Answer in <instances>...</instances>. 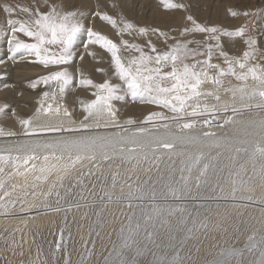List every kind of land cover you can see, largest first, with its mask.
Returning <instances> with one entry per match:
<instances>
[{
    "label": "rangeland",
    "instance_id": "374dc122",
    "mask_svg": "<svg viewBox=\"0 0 264 264\" xmlns=\"http://www.w3.org/2000/svg\"><path fill=\"white\" fill-rule=\"evenodd\" d=\"M20 1L17 0L21 6L27 7L29 2L32 7L37 5L42 11L53 4L57 5L58 10L62 0ZM80 1L74 0L73 6L75 2L76 5H82L90 1L95 8H99L98 0ZM100 1L109 12L115 6L110 4V0ZM152 1L153 5L148 7V10L155 8L172 16L173 10L165 9L163 0ZM170 2L185 5L186 8L178 10L184 11L187 16L191 15L197 23L204 26L211 25L213 20L220 18L222 31H234L238 29L236 24L250 21V27L254 28L251 33L244 35L255 40L259 29L264 27V0ZM232 12L237 15L233 16ZM97 13H100V16L96 15ZM103 14L105 12L95 9L89 15L101 18ZM0 15V25L3 22L0 27L4 29L1 32L4 34L8 29H5L8 26L4 22H7L8 18L3 10ZM112 18L123 22L117 14ZM153 29L149 28L147 33H155L156 35H153L156 41L161 42V35ZM172 31H178L177 27ZM145 38L148 41L149 36ZM200 38L207 37L200 33ZM230 38L236 40L239 37ZM0 40L3 46L0 50L2 55L1 51L5 54L7 50L5 35L3 38L1 36ZM141 42L146 44L145 40ZM52 48L58 51L56 46ZM254 54L257 55L258 51ZM242 55L243 53H238L237 57L229 55V59L240 58ZM256 55L253 60H260L259 54ZM260 57L264 61L263 53H260ZM217 58L223 61V57L214 55L211 62L220 63ZM168 69L171 70L170 66L164 70L169 71ZM237 71L239 72L238 66ZM256 84L251 76L244 82L231 75L223 77L222 87L206 83L204 89L212 91L218 88L221 97L220 111L214 117L208 116L213 121L211 126L198 122L196 129L186 132L187 130H182L180 126L190 118L173 121L158 117H153L149 124H141L140 127L145 130L141 133L142 140L139 141L142 142V149L152 148L148 143H152L155 149V143L163 139L174 143L172 150L182 149L176 153L172 150H154L148 153L150 155L138 154L117 158L108 156V159L96 156L95 160L84 158L75 164V168L63 172L62 176L55 174V171L42 173V161L39 159L31 160L25 166L22 161L28 153H0L6 158L4 162H0V168H3L0 172V182L4 184V187L0 188V264H264V160L254 154L257 143L264 142V106H258L261 102L259 96L251 99L245 97L242 101L239 92L234 99L230 91H225L245 85L248 91H251ZM78 86L76 83L75 89ZM47 90L40 95L44 104L46 98L54 101L58 98L56 96H59L56 93L59 91L57 87L51 86ZM44 92H48L49 96L45 97ZM138 99L140 98L126 97L123 111L131 104L143 102ZM209 102L216 103L212 98H209ZM245 104L248 107H245ZM225 106H228L227 111L223 110ZM233 107L239 109L237 113L240 115L235 114L244 124L236 125L231 130L226 129L229 132L220 138L216 135L203 136V132L216 134L215 129L219 128L218 116L232 112ZM47 109L44 107L40 115L35 117L38 122H34V127L59 125L63 119L69 118L61 113L60 116L55 115L56 112L49 114ZM165 110L167 113L161 111L165 116L171 118L175 115L170 110ZM22 114L24 119L32 116L26 110ZM18 115L17 108H7L3 112L0 117V142L25 143L33 147L37 145V151L44 155L41 160L45 156H61L58 152L65 151V144L62 142L68 141L66 139L71 135L81 140L79 137H86L100 130L75 128L71 125L74 120L72 115L77 119L80 117L71 113L69 122L65 124L74 127L71 129H76V132L26 133ZM135 118V121H140L142 116L137 114ZM116 119L121 120V114L117 115ZM91 122L97 123L94 120L87 123ZM107 122L111 123L104 119L98 121L104 125ZM248 126L251 127L249 131ZM108 127L110 130L116 128L114 124ZM163 131L164 135L161 134ZM182 132L188 135L190 133L196 140L187 141L185 135L182 138L176 137ZM65 134L69 136L66 137ZM154 134L156 135L151 136ZM58 135L65 137L62 140ZM57 137L58 143L51 144L50 147L48 140ZM39 144L41 147H38ZM132 144L136 145V142L127 145L134 147ZM238 148L241 149L239 153L236 151ZM17 156L20 157L19 161L15 160ZM37 156L35 154V157ZM60 156H57L59 160L62 157ZM74 158L75 156L71 161ZM197 158L199 164L194 162ZM205 163L210 166L206 177L202 178L203 182L197 187L195 177L199 175L198 169ZM33 165L34 170L24 171L26 167L32 169ZM237 172L243 177L244 183L237 185L239 190L233 196L230 174ZM182 177H190L187 187ZM10 181L13 182L8 187ZM44 183L47 184L43 186ZM171 188L176 189L175 193L170 191ZM5 193L8 195H4ZM13 217L21 218L8 221Z\"/></svg>",
    "mask_w": 264,
    "mask_h": 264
},
{
    "label": "snow or ice",
    "instance_id": "6c2138e0",
    "mask_svg": "<svg viewBox=\"0 0 264 264\" xmlns=\"http://www.w3.org/2000/svg\"><path fill=\"white\" fill-rule=\"evenodd\" d=\"M163 7L165 9H181L186 8L185 5L180 3H172L170 0H163ZM19 11L24 13L26 19H7L8 31L4 32L8 58L15 60L17 55L34 56L35 62H39L45 67L55 66L57 70L50 71L46 75H41L35 80L31 81V87L35 89L38 84L54 85L59 89V92L63 94L67 86L72 82L73 75L68 70L69 63L73 60L74 52L73 46L77 40L78 35L82 31L87 32L88 39L93 44L100 45L103 49H106L111 54L110 63L114 65V75L118 78V83H112L110 80L105 79L102 83H94L90 78H81L79 83L84 86H90L95 91L92 93L93 99L88 101H81V107L86 115L84 121L81 123V127L87 129L90 125L88 120L97 121L96 126L99 127V119L111 121L115 125L117 111L113 104V101H122L127 95L133 99L140 98L141 101H147L148 103L158 105L164 109L170 110L175 115L171 118L164 115L163 112H151L149 113L147 120H152L153 117H159L161 119H171L173 121L184 120L190 118L187 122L181 125L182 130H194L199 122L202 125L211 126L213 121L208 116L213 117L220 111L219 101L221 100L218 94L219 89L214 88L212 91L204 89L206 83H210L213 86H223V77L234 76L238 81L246 82L251 76L252 80L257 82L256 87L251 91H248L247 86H241L236 89H225L230 91L235 99L237 92L240 94V99L243 101L245 97L249 99L259 96L261 98L260 105L264 106V65L254 64L249 66L248 61L254 58V53L257 51V41L251 37L247 40V45L252 51H244L242 57L229 59V54L223 50L221 44V36L229 37H242L245 34V29L239 28L234 31H221L217 27L202 26L197 23L194 18L189 15L187 21L190 22L191 27L187 25L181 32L182 36L187 37L189 33H201L206 35V39L202 41L189 40H175L170 49L159 50L149 40L146 42L147 51L145 47L138 44H130L128 40H123L122 44L126 49H133L138 55L131 56L125 61L120 55L121 48L109 37L102 35L101 33L94 31L92 28H85L82 18L84 13L71 10L57 11V5L53 4L47 11H41L39 7H26L18 6ZM3 11L9 16H13L17 13V7L5 4L3 5ZM236 16V12L231 13ZM96 15L100 16V13ZM248 15V13H245ZM101 18L108 21L113 28H116L117 21L108 14H103ZM134 26L130 22H125L121 33L132 29ZM0 31H4L0 28ZM141 35L148 32L147 28L141 27L138 29ZM155 32H159L160 35H164L167 40L166 33L160 32L159 29H153ZM20 34L23 36L32 38L35 42L28 43L24 39L20 38ZM194 45V46H193ZM52 46H56L58 51H54ZM87 47V45L85 46ZM219 50V57H223V66L221 63H212V57L214 51ZM94 55V54H93ZM190 61V62H189ZM4 61L0 59V63ZM171 70L165 71L166 67ZM237 66L239 72L237 71ZM45 97L49 96L48 92H44ZM209 98L214 99L217 103H210ZM248 107L247 104L244 105ZM6 107V106H5ZM224 111H227V106L224 107ZM4 108H0V112H3ZM39 111V110H38ZM48 113L53 112L52 106L49 105L47 109ZM239 109L233 107L232 112L235 114ZM57 115L60 113V108L55 109ZM63 115L70 117L71 113L64 109ZM20 123L24 126L26 133L36 131L47 132H63V131H75L76 129H65L63 124L60 125H47V126H33V119H23ZM75 124V121H72ZM129 124L133 121L129 120ZM234 123V120L230 117L225 121V125ZM105 127L108 123H105ZM118 126V125H115ZM167 127V125H165ZM139 132H144L143 128L138 129ZM14 135V133H9ZM203 136L210 137L215 136V133L203 132ZM100 141L101 147H104L109 141L104 138H89L87 140L79 141H64L62 143L65 146H72L83 153L82 155H76L72 160V166L81 161L84 158L95 160V148L97 142ZM219 138H217V143ZM135 143V141H133ZM26 147V146H25ZM175 145L168 140H158L155 143L154 150H172ZM132 152L134 149L121 148V152ZM239 153L241 149H236ZM246 151V149H245ZM264 160V142H258L255 146V153ZM35 154H29L23 159V164L28 165L29 161L36 159ZM62 158V157H61ZM107 153L104 154V159H108ZM44 159L47 161L48 157ZM6 160L5 156L0 154V162ZM15 160L19 161L20 157H15ZM199 164V158L194 161ZM209 164H203L202 168L198 169L199 175L195 177L197 187L203 182L202 178L206 177L209 169ZM19 167V165H17ZM27 167L25 172L34 170ZM191 172V168L188 169ZM3 168H0V172ZM46 169H41V172H45ZM264 171V169H262ZM232 193L235 196L236 191L239 189L237 185L243 184L244 180L240 173H231ZM41 177H37L40 179ZM46 178V177H45ZM185 180V187L188 186V180L190 177H182ZM3 182H0V188H3ZM170 191L175 193L176 189L171 188ZM4 195H8L5 193ZM251 239V237L249 238Z\"/></svg>",
    "mask_w": 264,
    "mask_h": 264
},
{
    "label": "bare ground",
    "instance_id": "6f19581e",
    "mask_svg": "<svg viewBox=\"0 0 264 264\" xmlns=\"http://www.w3.org/2000/svg\"><path fill=\"white\" fill-rule=\"evenodd\" d=\"M73 1L74 0H68V1L62 0L60 2V7L57 11L71 10V11H77L78 13H80V12L84 13L85 15L82 18V22H83L85 28L90 27L94 31H97V32L101 33L102 35L109 37L114 42H116L119 45V47L121 48L120 55L122 56V58L125 61H127L133 55H138V53H136L133 49H130L128 51L125 48V46L122 47L123 46V44H122L123 40H128L129 43H131V44L134 43V44H138L142 47H145V50L147 51L148 49H147L146 44L142 43L141 40H145L147 42V39L145 38V36H149L148 41L150 40L157 47V49L163 51V50L170 49V47L172 46V44L174 42L173 38H175V40H184L185 38H187L189 40L194 39L197 41H202L205 39V38H200V33H189L187 35V37L182 36L181 32L183 31V28L186 25L188 27H191L190 22H188L186 19L187 15L184 14L185 12L178 10V9H172L173 12H172V16H171L165 12L157 11V9H155V8L154 9L152 8V11H150L147 8L152 7V5H153L152 0H110L109 1L110 4L115 5L114 7L111 8L112 9L111 12L107 11L104 4L100 0H98L99 8H95L92 5L93 3H90V1H88V3L82 4V5H80V3H78L76 5V2H75V5L73 6ZM78 1L81 2L80 0H78ZM5 4L11 5L13 7H17V13L13 16H9L7 13L4 12V15L6 18H8V19L9 18H12V19H26L27 18L24 13L19 11L18 6H21L22 4L21 5L18 4L17 0H0V11L3 10V5H5ZM148 4H150V5H148ZM26 5H27V7H32L29 2ZM35 7H37V5H35ZM49 9H50V7H46L42 11H47ZM95 9H98V10L100 9V11L105 12L106 14H108L111 17L114 16V14H117V16L121 17V20L123 22H117L116 28H113L112 25L108 21H105L100 17H90L92 10H95ZM1 15H0V18L2 17ZM152 18H153V21H152ZM125 22L132 23L134 27L130 30H127V31L121 33L120 30H121V28H123ZM212 22L213 23L211 25H208L209 27H217V28L221 29V31L223 30V25L220 22V18H218V20L215 19ZM249 22L250 21H248L244 24L238 23V24H236V27H238V29L243 27L245 29V34L251 33V31L254 27H250ZM4 23H6V22H4ZM1 25L3 26V22L1 23ZM202 26H204V25L202 24ZM141 27L147 28L148 30H149V28L151 30L153 28L159 29L160 32L166 33L167 40H166L164 35H161V37L159 38L161 40V42H157L156 37L154 36V35H156L155 33H146V34H144V36H139L140 33H139L138 29ZM175 27H177V29H178V31H176V32L172 31ZM6 28H8V27H5V29ZM7 30H9V29H6L5 31H7ZM1 33H2V35H1ZM198 34H199V36H198ZM1 36L3 38L4 34H3V32L0 31V37ZM83 36H84V39H83ZM20 38L24 39L28 43L35 42L32 38L25 37V36H23V34H20ZM248 38L249 37H246L245 35H243L242 37H239L238 39L233 40L230 37L222 35L220 42L222 44L224 51H226L230 56L234 55L237 57L238 53H243L247 49H251L246 43ZM256 41H257V44L255 47L258 51L260 60L250 59L248 61L249 66H252L254 64L264 65V61H262L261 60L262 58L260 57V53L264 54V27L259 29V33H258V37H257ZM1 42H2V40H0V50L2 49L1 48V46H2ZM86 45H87V47H85ZM6 51L4 52L5 54H6ZM251 51H252V49H251ZM73 52H74L73 60L67 66L69 72L73 75L72 82H70V84L67 86V88L65 89V92L63 94H61L59 91L56 92L59 95V96H56V97H58L56 100L53 101V100H48L49 98H46L45 99L46 104H44L43 101L40 100L41 93L44 90H47V88L50 89V87L51 86L53 87L54 85H45V84L41 83V84H38L35 89H33L31 87L30 82L35 80L36 78H38L41 75H46L50 71L57 70L55 68V66L45 67L44 65L40 64L39 62H35L36 58L34 56H27V55H24V56L17 55V58L15 60H11V59L9 60V58L5 54H3V52L1 51L2 55H0V59H2L4 62L0 63V108H4V111H6L7 108H11V107L17 108V114H19L18 117L21 120L24 119V116L22 113H24V111L26 110L29 113H31V115H32L31 118L34 117L33 124H34V122H35V124H37L36 122H38V119L35 117L40 115L41 109L44 110V107L48 108L49 105H51L53 112H55V109L57 107H59L61 114H63L64 109H67V111L69 113L79 115L80 119H77L74 115H72V117L74 119L73 121H75V124H71V125L74 126L75 128L81 127V123L83 122L84 116L86 115V113L84 112L83 108L81 107L80 102L93 99L94 97H93L92 93L95 90L92 89L90 86H84V85H81L80 83H78L80 81V79L81 78H90L93 80L94 83H102L105 79L110 80L112 83H118L119 81H118V78L115 77V75H114V65H112L110 63L111 54L108 53L106 49H103L100 45L91 43L88 39L86 31H82L78 35L77 40L73 46ZM218 53H219V50L214 51L213 56L214 55L219 56ZM255 55L256 54H254V56ZM256 58H258V57H256ZM217 60L220 61V63H222V65H223V61H221V58H217ZM165 71H167V70H165ZM76 83L79 84V86L75 89ZM205 90H208V89H205ZM128 96H130V94ZM128 96H126V97H128ZM138 100L141 101V99H138ZM113 104H114L115 109L117 111V115L121 114V120L118 121L116 119L117 121H115V125H118V126L114 125L116 128L110 130L108 126L110 124H114L113 122H111V123L107 122L108 123L107 127H105L104 124H99L100 126L97 127L96 126L97 123L91 122V123H88L90 125L89 130L90 129H100V130H98V132H93V133H98V134L92 133V134L87 135L86 137H82V138L79 137V138L81 140H87L89 138H98L99 137V138H104V140H106V141H109V143H107L104 147H101L100 141L97 142V146L95 148V157L96 156H104L105 153H107L108 156H112L115 158L126 157L129 155H138V154L150 155L148 153H150L151 151H154L152 143H148V144H151L152 148L147 149V147H146V148L142 149L143 147L140 146V144L142 142H139L141 139V132H139L138 129L142 128V127H140L141 124H146V123L149 124L150 123L149 120L146 119L148 117L149 113L161 112V111H164L165 113H167V111L164 108H162L158 105L148 103L147 101L140 102L139 104H131L127 108V110L123 111L124 107L126 106V98L122 101H113ZM3 112H0V117L2 116ZM61 114H59V116ZM137 114H141V116H142L140 121H135V120H137L135 118V116H137ZM55 115H57V114H55ZM170 115H171V113H170ZM238 115H240V114H238ZM256 115H257V113H256ZM218 117H219V119L217 118V122L219 124V128L215 129V131H216L215 135H216V137H219V138L223 134H225V133L227 134L229 132L226 129L231 130L234 127H236V125L244 124L242 122L241 118H239L233 112H228L227 114H223V115L218 116ZM230 117L234 120V123H229V124L225 125V121L228 120ZM70 118H71V116L67 120L63 119L59 123L63 124V127L65 129L66 128L67 129L68 128H74V127H68L70 125L65 124V123L69 122ZM129 120L133 121V123L129 124L128 123ZM150 121H152V120H150ZM172 123H174V122H172ZM253 124H254V121H253ZM8 127L9 126H7V129H8ZM130 127H133V128H130ZM176 128H179V127H176ZM180 128H181V126H180ZM243 128H246V127H243ZM250 129H251V127L248 126L247 131H249ZM22 131H23V128H22ZM76 131L77 130H75V132ZM134 131H137V132H134ZM155 132H157V131H155ZM186 132H188V130ZM186 132L179 133L176 135V137L182 138L185 135L187 138V141L193 142L196 140L194 137L191 136L190 133L188 135ZM251 132H252V130H251ZM85 133H87V132H85ZM164 133H165V131H163V133L161 132L162 135H164ZM19 134H21V133H19ZM80 135H81V133H80ZM155 135L156 134L151 135V136H155ZM65 136L68 137L69 135L65 134ZM65 136L58 135V137L61 138L62 140H63V137H65ZM262 136L264 137V135H262ZM58 137L55 138L54 140H48V142L50 143V147H51V144L56 145L58 143V139H59ZM5 138H6V136H5ZM72 138L73 137L71 135V137H68V139H66V140H68V141H79L76 138H73V140H72ZM190 138H192V139H190ZM2 141H3V139H2ZM42 141H44V140H42ZM133 141L136 142V145L132 144V145H134V147L127 145L129 143H133ZM46 143H47V141H46ZM36 146L37 145H35L34 147L28 146V145H25V143H11L10 141H8L6 143L0 142V153H4V154H6V153H12V154L13 153H17V154L35 153L36 155H38L36 159L37 160L39 159V161H42L40 169H46L45 172L55 171V174L58 173L61 176L63 175V172H66L72 168H75L76 165L74 167L72 166L71 158H73L74 156H76L78 154L82 155V156L85 155V153H83L82 151H80L79 149H77L75 147L65 146L64 147V150H65L64 153H62L63 151L58 152V154H61V156H62V158L60 160L57 157L60 155H52V156L48 157V159L46 161L45 159L41 160V158L44 155H42L41 153H39L37 151V148H35ZM38 147H41V144H39ZM122 147H124V148L129 147V149H134V151H132V152L125 151L122 153L121 152ZM181 150L176 149V150H172V151H175V153H176V152H179ZM159 151L162 152L163 150H159ZM52 154H56V153H52ZM39 155H41V157ZM64 157H66V159H64ZM63 163H65L64 166H63ZM11 182H13V181L8 182V185H7L8 187L10 186ZM50 182H51V180H50ZM42 183H43V180H42ZM46 184L47 183H44L43 186H45ZM56 184H58V183H56ZM12 187L13 186L11 184V188ZM20 218L21 217H13V218H9L8 221H16V220H19Z\"/></svg>",
    "mask_w": 264,
    "mask_h": 264
},
{
    "label": "water",
    "instance_id": "95a60500",
    "mask_svg": "<svg viewBox=\"0 0 264 264\" xmlns=\"http://www.w3.org/2000/svg\"><path fill=\"white\" fill-rule=\"evenodd\" d=\"M216 260H219V258H216Z\"/></svg>",
    "mask_w": 264,
    "mask_h": 264
}]
</instances>
